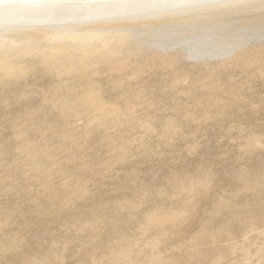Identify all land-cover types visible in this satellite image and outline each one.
<instances>
[{"label": "rangeland", "instance_id": "374dc122", "mask_svg": "<svg viewBox=\"0 0 264 264\" xmlns=\"http://www.w3.org/2000/svg\"><path fill=\"white\" fill-rule=\"evenodd\" d=\"M248 5L216 21L239 45L215 57L120 21L3 24L0 64L33 68L0 78L3 264L264 261V6ZM195 170L212 180L192 203L155 191Z\"/></svg>", "mask_w": 264, "mask_h": 264}, {"label": "bare ground", "instance_id": "6f19581e", "mask_svg": "<svg viewBox=\"0 0 264 264\" xmlns=\"http://www.w3.org/2000/svg\"><path fill=\"white\" fill-rule=\"evenodd\" d=\"M6 1L0 0V17L3 16L4 13H7L8 14L7 17L13 18L16 15V11H17L15 8L16 6L8 7L4 5ZM26 2L29 5H31V7H28V8H32L30 12H34V13H29L28 15H30L31 18L33 17L36 18L40 17V18L37 21L35 20V18H33L35 21L26 24L15 23L16 21H11V23L9 24L7 22H4V23H0V28L4 26L3 24H6L7 27V30L5 29L6 32H8V30L10 31L9 28H11V30H16L17 33L18 31L17 27L21 29L24 27L25 29L46 27L47 29L48 27L50 28L51 26L54 25L55 26L75 25L76 27L79 28V26L83 27L84 24L90 27L89 24L91 25L96 24L97 26H99L100 25L99 23L103 24L105 22L112 23V22L120 21L123 22V24L121 23L122 24L121 28L123 26L125 28L132 27V29H134L135 32L137 33L142 34L143 32L142 34L143 38L145 37L147 40L149 38L155 40L154 44L156 43L159 44L161 42L162 49L163 46L166 44V41H162V40L169 39V41L168 40L167 41L170 44L174 43L176 46L182 48V50L184 49L189 50L190 52H193L196 56H200V57L201 56L215 57L216 55H224L225 53H229L230 49L233 48L235 42H237L236 35L235 37L232 36L233 35L232 31H234V28H236L237 25L236 26L232 25L230 23L231 20L230 18H229V24H227L226 26L222 25L223 21L220 23L221 25L217 24L220 22L219 19H222L225 16H227V13H229L227 12V10L229 11V9H231L233 11L234 8L237 7L240 8L241 5L244 6V4L246 5L249 4L252 6L254 5L264 6V0H91V3H89L85 7H69V8L57 7L55 6V4L50 3L49 0H26ZM30 2L32 4H30ZM189 2L211 5L212 7L189 8L187 7V3ZM249 5L246 6V8H248ZM240 9H242V7ZM200 19L203 21L206 20L207 21L205 23L200 24L199 23ZM7 21L10 22L9 20ZM143 21L150 22L152 23V25L144 24ZM151 21H156V22H151ZM258 22L261 23L262 21L260 20ZM112 24L114 25V23ZM112 24H108V25H110L111 27ZM241 24L244 25L243 23ZM11 25L13 26L11 27ZM14 25L16 27H14ZM245 25L244 27L246 29ZM232 26L234 27L233 30L231 31ZM255 26L257 27L258 24ZM57 27L58 26H56V28ZM145 27L147 28L151 27V29L150 30L146 29L148 31L147 32L146 30H143ZM243 28H241L242 34L245 33L242 31ZM46 29L44 28V30ZM262 29L264 31V26ZM237 30L239 29L237 28ZM260 31L263 32L262 30ZM259 32L257 33L255 31L257 35L256 38H259V35L262 34V33L259 34ZM0 33L2 34V31ZM230 34L232 38H229L227 36V35L230 36ZM260 37L264 38V32ZM237 45L239 44H236V46ZM172 46L174 45L172 44ZM165 48L166 47L164 46V50Z\"/></svg>", "mask_w": 264, "mask_h": 264}, {"label": "clouds", "instance_id": "9594fccd", "mask_svg": "<svg viewBox=\"0 0 264 264\" xmlns=\"http://www.w3.org/2000/svg\"><path fill=\"white\" fill-rule=\"evenodd\" d=\"M50 3L55 4V6L60 8H69V7H85L91 0H49ZM189 8H204L212 7L211 5L197 4V3H187ZM35 33L33 36L35 37ZM63 46L72 47L70 42H63ZM0 47L7 49L9 47V42L4 41L0 43ZM46 71L54 76H59L62 74L61 62L55 61L50 63H45L44 65ZM33 72V68L25 65H19L16 67H10L4 64H0V78L6 77L8 75H15L18 78L24 79L30 76ZM123 162L122 156L114 155L113 158L108 161L109 164L115 165L117 163ZM212 177L208 172L203 170H195L190 174L182 177L173 178L168 181L165 187H159L155 189L158 194H163L165 192H170L173 199L180 200L186 204L192 203L198 195L206 191L211 185ZM181 214H186L181 212ZM0 264H3V261L0 260ZM22 264H47V262L38 261L35 259L24 260ZM97 264H105L103 260L98 261ZM261 264H264V261H261Z\"/></svg>", "mask_w": 264, "mask_h": 264}, {"label": "water", "instance_id": "95a60500", "mask_svg": "<svg viewBox=\"0 0 264 264\" xmlns=\"http://www.w3.org/2000/svg\"><path fill=\"white\" fill-rule=\"evenodd\" d=\"M6 1V0H5ZM30 4H32L30 2ZM4 5L6 6H16V15L13 18H9L7 17V13H4L3 16L0 17V23H4L7 22L8 24L11 23V21H16L15 23H21V24H26V23H31L32 21H37L39 18L33 17L35 18V20L33 18L30 17V15H28L29 13H34V12H30L32 10V8H28L31 7V5H29L26 0H7ZM7 20H9L10 22H8Z\"/></svg>", "mask_w": 264, "mask_h": 264}]
</instances>
